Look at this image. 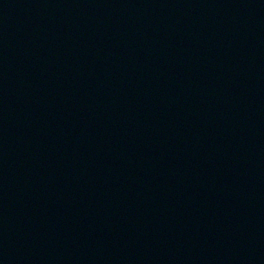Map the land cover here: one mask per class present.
I'll use <instances>...</instances> for the list:
<instances>
[{
  "label": "water",
  "instance_id": "water-1",
  "mask_svg": "<svg viewBox=\"0 0 264 264\" xmlns=\"http://www.w3.org/2000/svg\"><path fill=\"white\" fill-rule=\"evenodd\" d=\"M26 0H0V31Z\"/></svg>",
  "mask_w": 264,
  "mask_h": 264
}]
</instances>
